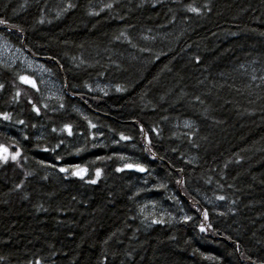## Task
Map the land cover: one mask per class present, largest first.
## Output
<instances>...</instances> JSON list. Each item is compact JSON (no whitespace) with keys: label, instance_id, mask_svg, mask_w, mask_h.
<instances>
[{"label":"trees","instance_id":"trees-1","mask_svg":"<svg viewBox=\"0 0 264 264\" xmlns=\"http://www.w3.org/2000/svg\"><path fill=\"white\" fill-rule=\"evenodd\" d=\"M0 19L63 86L0 63L20 152L0 161V264H264V0H0ZM147 193L184 216L147 222Z\"/></svg>","mask_w":264,"mask_h":264},{"label":"rangeland","instance_id":"rangeland-1","mask_svg":"<svg viewBox=\"0 0 264 264\" xmlns=\"http://www.w3.org/2000/svg\"><path fill=\"white\" fill-rule=\"evenodd\" d=\"M18 61L21 62V65L19 64V66L22 71L27 69L35 73L40 83L42 84V87L45 89L44 91L47 94L54 95V96L56 95L60 96L63 86L60 81H57L54 78L52 74V70L47 68V66L43 64L42 62H37V60L31 58L24 51L23 48H19V49L15 48L13 45H11L8 42L7 38L0 33V63L4 65H8V64L15 65L16 62ZM29 77L35 79L33 76H29ZM91 88L95 92L103 91V90L105 91L104 89L105 87L103 83H100V82L91 85ZM123 160H124V163H126L127 157L123 158ZM87 178H89V176H87ZM141 179L143 180L144 184L149 185L148 182L150 178L148 174L143 175ZM146 191L148 192L150 190H146ZM147 195H150V194L148 193L144 194V196L146 197L140 200L141 207H142L141 212H142V215L146 218L147 222L151 220V217L156 216L155 214H158V211H160L163 214H167L168 217L166 218H169V217L171 218L172 215H174L173 217L184 216L180 212V210H175L173 207L168 208L166 203L163 206H159L158 205L159 200L157 198L153 200L152 198L153 196L151 197ZM165 216L166 215H163L162 218H164Z\"/></svg>","mask_w":264,"mask_h":264},{"label":"snow or ice","instance_id":"snow-or-ice-1","mask_svg":"<svg viewBox=\"0 0 264 264\" xmlns=\"http://www.w3.org/2000/svg\"><path fill=\"white\" fill-rule=\"evenodd\" d=\"M107 7H111V5H107ZM188 10L193 12V13H197V14H199L200 11H201V9L197 8V7H189ZM41 22H43V21H41ZM7 24H8L7 20L0 19V25H7ZM19 79H20V81L23 84L29 85L31 88L36 89L37 91H39V88H38V85H37L35 79H33V78H31V77H29L27 75H22V76L19 77ZM0 88H3L2 84H0ZM117 90L119 91L121 89L117 88ZM16 95L19 96L20 93L17 92ZM45 107H46V105H45ZM33 108H34V111H36L37 114H39L40 109L38 107H36L35 105H33ZM3 119L4 120H8V119H10V116L7 113H4L3 114ZM21 123H23V121H21ZM89 123H91V122H89ZM91 127L95 128L96 125L91 124ZM65 129L67 130L68 135H72V128H71L70 125H66ZM141 130L143 131V129H141ZM146 138H148L147 134H146ZM120 139L121 140H129L130 137L121 134ZM148 142L151 143V140L149 139ZM46 151H47V149H46ZM19 156H20V152L19 151H14V152L10 151V148L8 146H6L4 144H0V161H3L4 163H7L9 160L16 161ZM121 159H123V157H121ZM124 169H135V170L140 171V172L146 171V169L141 164H138V163H136V164H134V163H126V164H124L123 168H120V169H117V170L118 171H123ZM60 171L61 172H69L70 169L62 167V168H60ZM87 173H88V168L87 167H81L80 165H75L73 167V169L71 170V175L79 177L80 179H84V177L86 176ZM100 176H101V169L97 168L95 170V177L96 178L95 179H90L88 182L91 183V184H95V183H97V181L100 178ZM219 199L223 200L224 197L221 196V197H219ZM204 217L207 220V218H208L207 212L204 213ZM186 219H191V218L190 217H186ZM153 223H163V221H161V220H153ZM201 231H205V228H204L203 225H201ZM36 264H39V261H37Z\"/></svg>","mask_w":264,"mask_h":264},{"label":"bare ground","instance_id":"bare-ground-1","mask_svg":"<svg viewBox=\"0 0 264 264\" xmlns=\"http://www.w3.org/2000/svg\"><path fill=\"white\" fill-rule=\"evenodd\" d=\"M23 49H24V51H25L26 53H29V52L26 50V48H25V47H24ZM143 175H145V174H143Z\"/></svg>","mask_w":264,"mask_h":264}]
</instances>
